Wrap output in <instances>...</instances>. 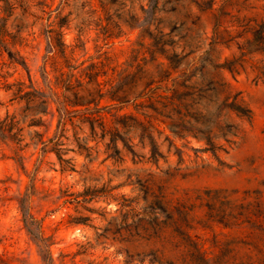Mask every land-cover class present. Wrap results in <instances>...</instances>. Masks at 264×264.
<instances>
[{
    "label": "rangeland",
    "instance_id": "1",
    "mask_svg": "<svg viewBox=\"0 0 264 264\" xmlns=\"http://www.w3.org/2000/svg\"><path fill=\"white\" fill-rule=\"evenodd\" d=\"M14 1L0 15V264H46L42 239L51 264H132L127 238L181 244L136 251L168 264H196L187 238L213 264H264V0ZM90 64L116 90L93 129L67 126L60 163L41 150L54 99L41 113L19 97L46 91L43 69L61 94Z\"/></svg>",
    "mask_w": 264,
    "mask_h": 264
},
{
    "label": "trees",
    "instance_id": "2",
    "mask_svg": "<svg viewBox=\"0 0 264 264\" xmlns=\"http://www.w3.org/2000/svg\"><path fill=\"white\" fill-rule=\"evenodd\" d=\"M16 2H10L9 0H0V15L4 14L6 11H12L16 8ZM4 18L0 17V27L2 26ZM60 38L61 35L58 34ZM263 38H261L262 40ZM264 45V41L261 43ZM61 53H64V44H60ZM263 50V49H262ZM53 51L54 49L48 44V53L52 54V57L46 58L47 61H53ZM9 57L12 60V63L15 65L24 66L23 62L15 60L12 54L9 52ZM96 64H90L83 71H81V76L71 80L59 79L57 85L61 89V94H58L54 91L53 87L50 84V81L47 80L45 69H43L44 78L46 79V91H27L23 92V87L17 89V94L22 93L19 99H26L29 105H34L39 102L44 106L41 113L46 112L47 101L50 100V97L54 99L56 104L57 112V127L56 133L54 136L49 139L47 142H41L42 151L53 153L58 162L67 163L68 160L63 159V156L66 155L70 150L62 148L63 140H65L64 134L67 131V126L74 127L78 131H82L83 126H89L90 129H93L95 123L101 120L99 113L98 105L102 98L105 96V93L116 90L115 86L112 83L100 82L98 80V72L96 70ZM96 70V71H95ZM2 78V77H1ZM5 85H7L5 83ZM108 87V88H106ZM115 88V89H114ZM105 91V92H104ZM47 93H49L47 95ZM112 101H115L118 105H124L128 102L127 92L122 91L121 95L111 98ZM72 108V110H70ZM37 109V108H36ZM121 108L115 109L116 111ZM41 124L40 119L33 118L31 121V126H39ZM7 123L3 120L0 121V137H5ZM83 142V145H87V139H79ZM154 210L151 208L150 213H153ZM32 219V218H30ZM43 238V237H40ZM169 238H127L120 240L118 243H126V247L118 249L121 253L129 256L131 258L132 264H168L163 262L162 252L160 250H149L148 252H136L140 247H147L151 242L159 241L165 244H172L173 250L180 249L181 244L168 240ZM38 244L39 253L42 258V261L46 264H51V254L49 251V245L46 244L45 240L42 239ZM187 246L191 249V253L188 258L190 262H195L196 264H213L211 258L208 257L206 251L196 243L193 242L190 238L186 240ZM134 251V254L130 252ZM175 264V263H169Z\"/></svg>",
    "mask_w": 264,
    "mask_h": 264
}]
</instances>
